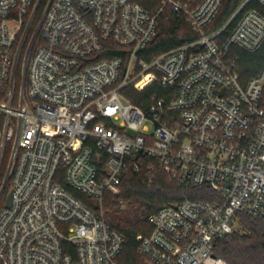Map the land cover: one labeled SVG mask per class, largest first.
Instances as JSON below:
<instances>
[{
	"label": "built area",
	"instance_id": "2783aa9c",
	"mask_svg": "<svg viewBox=\"0 0 264 264\" xmlns=\"http://www.w3.org/2000/svg\"><path fill=\"white\" fill-rule=\"evenodd\" d=\"M250 1L220 43L222 30L207 28L222 0H161L156 14L129 0H0V264H120L125 239L103 201L120 192L132 153L157 159L181 188L215 193L162 206L151 233L137 237L139 255L148 264H228L214 254L216 240L236 231L239 214L264 219V68L243 83L229 56L233 46L264 48V0L243 12ZM166 8L198 40L139 59ZM153 82L171 94L147 112L123 94Z\"/></svg>",
	"mask_w": 264,
	"mask_h": 264
},
{
	"label": "trees",
	"instance_id": "16d2710c",
	"mask_svg": "<svg viewBox=\"0 0 264 264\" xmlns=\"http://www.w3.org/2000/svg\"><path fill=\"white\" fill-rule=\"evenodd\" d=\"M139 4L151 14H156L161 7V0H129ZM184 3L199 4L202 0H179ZM245 0H222V7L212 24L207 28L209 33H217L222 30L218 41L226 40L235 28L240 16L233 18L237 10ZM259 0H251L244 9L261 10ZM43 9L37 15L35 23L22 47L20 65L17 70V79L21 83L23 78V63L29 50L33 34L38 29ZM159 28L156 37L140 51L139 59L151 62L155 58L178 49L198 40V35L192 30L183 16L172 13L169 8L158 17ZM40 40L38 36L37 43ZM229 56L235 60V70L243 83L257 76L264 68V48L255 53H248L239 47L233 46ZM137 72L134 71V73ZM151 77H146L139 84L142 87ZM124 96L134 105L145 112L148 111L155 97L169 99L171 89L163 87L158 82H153L142 91L133 86L123 90ZM2 125L0 123V131ZM127 167L121 176L120 192L118 194L106 193L103 207L106 212L105 220L111 229L118 231L125 239L124 250L118 258L120 264H147L144 257L138 253L139 235L148 236L152 231V225L148 218L155 214L162 206L180 202L186 199L193 201L211 202L215 193L208 186L181 188L170 176L161 169L157 159L132 153L126 158ZM135 165L139 169L135 170ZM4 169V168H3ZM5 170V169H4ZM1 170V175L4 173ZM87 203L91 201L82 196ZM137 201L144 208V217L119 215L114 216L111 210L123 203ZM118 214L119 210H114ZM240 230L216 240L214 254L224 259L228 264H264V219L239 214Z\"/></svg>",
	"mask_w": 264,
	"mask_h": 264
},
{
	"label": "rangeland",
	"instance_id": "374dc122",
	"mask_svg": "<svg viewBox=\"0 0 264 264\" xmlns=\"http://www.w3.org/2000/svg\"><path fill=\"white\" fill-rule=\"evenodd\" d=\"M8 152L5 155V159L2 163V171L7 167V164L9 162V154H10V148H8L7 150ZM4 168V169H3ZM4 170V172H5ZM10 190V185L8 184L7 186V192ZM114 210H119L121 211L119 214L117 212H113ZM111 214H113L114 216L119 215L122 217H127V216H140V217H144V208L142 207L141 203L137 202V201H132L129 203H123L121 205H119L116 209L111 210ZM149 222H150V217L148 218ZM241 227L238 224V226L236 227V230H240ZM146 260V259H145ZM146 263L148 264V262L146 261Z\"/></svg>",
	"mask_w": 264,
	"mask_h": 264
},
{
	"label": "water",
	"instance_id": "95a60500",
	"mask_svg": "<svg viewBox=\"0 0 264 264\" xmlns=\"http://www.w3.org/2000/svg\"><path fill=\"white\" fill-rule=\"evenodd\" d=\"M11 204V195L8 197V206Z\"/></svg>",
	"mask_w": 264,
	"mask_h": 264
}]
</instances>
